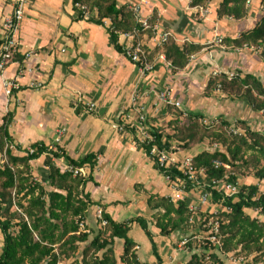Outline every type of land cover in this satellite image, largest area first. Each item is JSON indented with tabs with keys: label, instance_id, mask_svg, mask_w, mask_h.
Segmentation results:
<instances>
[{
	"label": "crops",
	"instance_id": "crops-1",
	"mask_svg": "<svg viewBox=\"0 0 264 264\" xmlns=\"http://www.w3.org/2000/svg\"><path fill=\"white\" fill-rule=\"evenodd\" d=\"M115 1L127 7L138 5L143 16L154 17L158 28L187 42L201 44L202 48L195 53V59H188L183 68L174 72L159 62L152 71L141 74L123 52L114 48L105 27L79 16L73 0H27L15 33L19 52L3 72L7 78L19 76L21 88L6 96L0 84V125L2 117L13 111L8 131L14 143L22 147L34 142L56 145L75 160L94 153L95 164L84 184V192L93 202L86 211L87 222L93 225L95 206L116 222L141 215L148 220L161 264H185L192 250H196L195 241L187 248L177 243V233L158 234L152 217L156 209L147 204L148 197L168 196L171 189L138 144L136 107L131 105V95L134 90L142 93L167 87L185 111L200 112L207 118L219 115L228 120L246 118L250 126L251 123L263 126L258 117L260 112L252 111L250 117H243L247 106L243 98L231 99L216 88L205 92L204 87L217 70L250 73L264 84V60L254 49L222 50L212 41L216 35L234 37L249 28L246 19L217 18L215 9L221 0L209 1L210 13L204 21L196 18L187 0ZM13 6L14 0H0V40L2 22L12 13ZM261 12L257 1L252 0L248 16L253 22L249 23L253 25ZM124 42L125 38L119 35L118 44L122 46ZM25 52H30L26 58ZM30 80L42 82V87H27ZM152 99L139 100L149 116ZM87 103L93 104L92 110L87 109ZM165 113L164 108L162 118L168 119ZM157 120L152 125L163 122ZM60 127L65 132L55 144V131ZM46 160L42 154L30 161L33 175L37 179L40 176L44 184ZM194 195L188 193L187 200L194 201ZM128 235L136 242L138 259L153 264L156 259L150 241L140 226L133 223ZM117 242L120 247L114 249L119 256L122 241L115 238L114 245ZM140 243H145L142 254Z\"/></svg>",
	"mask_w": 264,
	"mask_h": 264
},
{
	"label": "trees",
	"instance_id": "trees-1",
	"mask_svg": "<svg viewBox=\"0 0 264 264\" xmlns=\"http://www.w3.org/2000/svg\"><path fill=\"white\" fill-rule=\"evenodd\" d=\"M248 0H221L215 9L217 18L243 20L249 13ZM262 10L254 24L242 30L234 37H223L222 43L228 48H242L244 44L254 47L264 60V0H256ZM73 3L84 5L90 14L87 19L101 24L107 18L110 21L107 33L117 51H122L118 44V33H135L136 38L146 42L151 37V30L141 29L133 11L126 5H117L115 0H73ZM189 6L206 5L208 0H190ZM79 16L83 17L79 10ZM154 17L150 22L154 23ZM2 39L0 40V42ZM201 44L184 41L177 43L174 39L157 47L144 46L146 59L151 61L158 53H164L171 64V72L183 68L189 55L198 52ZM220 85L232 96L242 97L253 111L264 108V84L253 74L235 73L230 79L224 73L211 75L204 87L210 92ZM175 109V110H174ZM13 111H8L2 117L0 125V151L5 153V162L0 164V264H149L138 259L136 242L128 235L133 223L140 226L151 244V252L155 256L153 264H161L153 240V234L148 227V220L136 216L122 222H116L104 212L106 224L98 229L92 237L86 231H79L78 222L85 218L86 211L93 202L84 192V184L90 179L91 170L95 164V154L87 153L77 160L68 157L60 147L55 151H47L43 143L34 142L28 147L34 148L33 153H23L26 147L14 143L9 134L8 126ZM169 115L163 126L154 127L150 134L159 148L171 149L172 143L181 149H191L196 145L206 144L208 147L198 150L192 158L193 165L204 168L205 179H220L225 174L231 181H236L242 175L240 170L250 169L256 183L242 184L238 192L232 196H223L211 190L214 203H221L226 209L219 212V251L222 254L243 257L240 264H264V217L261 219L252 215L250 209H258L264 216V132L253 129L242 119L228 120L217 116L209 124L202 123L204 116L200 112H188L173 106L165 107ZM233 124L241 127L242 134H233L228 128ZM12 144L13 149L8 145ZM217 145L220 149H212ZM145 153L149 154L151 143L141 144ZM17 150V151H14ZM222 149V150H221ZM46 156V183L37 179L32 173L30 161L37 159L43 152ZM51 156L62 158L75 166L87 168V177L72 176L63 172L51 160ZM221 162L215 167L214 161ZM162 175L172 180L183 178V174L175 165L160 167L153 162ZM228 165V169L225 167ZM194 187L186 182L185 190ZM210 189V188H209ZM189 201L179 199L175 204L167 196L147 198L150 208L156 209L152 214L158 234L169 236L177 233L180 238L188 236L185 244L190 248L192 228L188 219L191 212ZM199 212L197 217L202 218ZM189 231L191 232L188 235ZM115 238L120 239L121 252L116 256ZM214 247L206 243L204 246ZM206 255L192 250L190 259L185 264H224L215 252Z\"/></svg>",
	"mask_w": 264,
	"mask_h": 264
},
{
	"label": "built area",
	"instance_id": "built-area-1",
	"mask_svg": "<svg viewBox=\"0 0 264 264\" xmlns=\"http://www.w3.org/2000/svg\"><path fill=\"white\" fill-rule=\"evenodd\" d=\"M190 0H187L189 2ZM209 1L206 5H197V6H189L191 9L194 10V14L196 18H198L201 21L207 20L209 17ZM27 0H14V6L12 13L6 17L2 22V29H3V36L2 41L0 42V84L3 89V93L6 96H11L13 91H17L21 88L20 83V77L19 76H13L10 78L4 77L3 72L6 68V66L11 63L14 60L15 55L19 52L18 45L15 39V33L18 29V26L20 22L23 19L24 15V8L26 6ZM250 3V1H247V5ZM75 7L78 8L81 12L83 17L87 18L90 14L88 13L86 7L84 5H81L79 3H75ZM129 9L133 11L134 18L138 24V26L141 29H149L151 30V37L148 41H144L143 38H136L135 33L130 32H122L118 33V36H123L125 38V42L122 45V51L123 54L136 65L138 71L141 74H145L147 72L152 71L155 68V65L159 62L165 63V65L171 67L170 61L166 59L164 53H158L154 56V58L151 61H148L146 59V54L144 51V46L149 45L152 47L162 46L164 45L169 38L174 39L177 43H183L185 40L179 39L175 37L170 31L160 29L156 26L155 23L150 22V18L147 16H143L139 10L138 5H131L129 6ZM229 19H231L229 17ZM110 24L109 19L105 18L102 20L101 25L105 28H108ZM223 36L216 35L213 38V42L218 44L220 49L224 50L227 49L225 45L222 43ZM254 49V47L244 44L242 48H233L236 51H239L240 49ZM257 51V50H256ZM30 55V52H25L24 57H28ZM189 60L195 59V53L189 55ZM21 71H19V74ZM224 73L226 75L227 79H230L235 75L236 72L232 71H221L217 70L214 71L212 75H220ZM27 87L29 88H40L42 87V82L36 81V80H30L27 84ZM217 87L219 88L220 85L218 84ZM146 97L147 99H152V104L150 105L151 109V117H156L159 114H162V111L164 108L168 105L173 106L177 109L184 110L182 107V104L174 99V97L171 94V91L169 88L164 87L158 91H142V93L134 90L133 94L131 95L130 102L132 106H135L136 109V118H137V131L139 135L140 142L145 143H151L150 149H149V158L152 160V162H155L160 167H169L171 165H175L176 168L183 174V178L176 177L175 179H171L167 175H163L166 183L169 185L171 189V194H169L167 197H169V200L172 203H176L179 199H187L188 193H197L196 199L194 201H190L188 203V209L191 212V216L188 219V223L190 225L197 224V232L198 234H195L192 236L193 239H197L198 243L195 242L196 250L198 252H201L206 255L205 259H207V255L209 252H215L220 257H225L229 259V264H240L243 262V257L241 256H230V253L222 254L219 251L220 242H219V212L221 210L226 209L221 203H214L211 199L212 192L216 191L220 193L223 196H232L236 194L240 188L239 181H231L228 177V174H225L220 179H212L210 181L205 179V171L204 168H197L193 165V155L194 153H188L184 154L183 157L179 160L176 158V150H178L177 147L173 146L171 149L167 150L164 148H159L157 144L154 143V138L150 134V128L148 126V123L146 121L147 116V110L146 107L143 105V102H140L139 100ZM87 109L92 110L93 104L87 103ZM262 114H264V108L262 109ZM202 123L209 124L213 120L212 119H201ZM120 129V127L118 126ZM229 132H232L233 134H242L244 130L241 127H237L233 124L230 125L228 128ZM65 132L64 127H60L56 129L55 131V137H54V143L57 144L60 142L62 135ZM9 148L13 149V145L9 144ZM57 149L56 145H48L47 151H55ZM214 149H220L219 146L213 145ZM222 150V149H221ZM14 151H17L14 149ZM34 148L26 147V150L23 151V153H33ZM45 151L42 154L48 155V152ZM41 154V155H42ZM5 153L4 151H0V164L5 162ZM60 158H55L51 156V160L55 163L56 166L60 168L63 172H68L72 176H79V177H87V168L83 166H75L73 164H70L68 162L62 163ZM58 160V161H57ZM221 162L218 160L214 161V166H220ZM225 167L228 169V165H225ZM186 182H191L194 184V187L190 189L189 191L185 190ZM210 188V189H209ZM95 219L100 224V226H104L106 224V220L103 217V211L102 208L99 206H95ZM199 212L204 213V216L202 218L197 217V221L194 219V216H197ZM250 212L256 213V217L261 219L264 217L261 213H259L258 209H250ZM79 231H86L88 232V229L85 225L84 220H80L78 222ZM193 233V232H192ZM191 232L189 231L188 235H190ZM188 242V236H183L180 238V240L177 242L181 246H185V244ZM206 243L213 245L214 247H204ZM2 245V244H1ZM0 245V248H1ZM135 248H138L137 246ZM58 264H62L61 262Z\"/></svg>",
	"mask_w": 264,
	"mask_h": 264
},
{
	"label": "rangeland",
	"instance_id": "rangeland-1",
	"mask_svg": "<svg viewBox=\"0 0 264 264\" xmlns=\"http://www.w3.org/2000/svg\"><path fill=\"white\" fill-rule=\"evenodd\" d=\"M249 14V13H248ZM244 19H246L245 21H247L248 23V27H251L252 26V24L251 23H249V21H252V19H251V17H249L248 15L244 18ZM253 22V21H252ZM250 24V25H249ZM254 24V23H253ZM242 31V30H241ZM241 31H239L237 34H239ZM216 89H218V91H220L222 94H224V95H228V96H230V98L231 99H241L242 97H236V96H232V95H230L229 93H228V91L226 90V89H222V87H216ZM243 101L244 102H246L247 103V101L243 98ZM247 106H246V112H245V114H243V117H250V115L252 114V109H251V106L247 103L246 104ZM175 110V109H174ZM262 111V110H261ZM261 111H255V112H260L259 114H258V117H259V119L261 118V121L263 122V126H260V125H255L254 123H251V128H253V129H258V130H260V131H262V132H264V114H262V112ZM248 114H249V116H248ZM165 115V114H164ZM166 116V115H165ZM220 116V115H219ZM163 117V114L161 115V114H159L158 116H154V117H151V116H147V119H146V121H147V123H148V126L150 127V128H153L154 129V127H161V126H163L164 128H165V130L166 131H169V129L167 128V127H165L166 125H165V123H166V121H167V119H163L162 118ZM217 116H213V117H210V118H207L206 116L204 117V118H206V119H214V118H216ZM258 117H256L255 118V120H257L258 121ZM162 119L161 121H163L161 124H158L157 126H154V125H152V123H154L155 121H158L157 119ZM233 120V119H232ZM243 121H245L247 124H249V122L246 120V118L245 119H242ZM261 122V123H262ZM156 124V123H155ZM138 141V144H142V142H140V140H137ZM173 146H175V147H177L178 148V150H176V158H178L179 160L181 159V157H183L184 156V154H186V153H194V152H196V151H198V149H199V147L198 146H200V145H196V146H194L193 148H191V149H181V148H179L177 145H176V143H172V146L171 147H173ZM200 147H202V148H206V147H208L206 144H201V146ZM241 171V173H243L242 175H240V177L238 178V181H239V184L240 185H242V184H251V183H256V179L254 178V176L252 175V171L250 170V169H245V170H240ZM32 173L34 174V172H33V167H32ZM40 176H38V178H39ZM43 177V176H42ZM41 177V179H43ZM261 189H263L264 190V185L262 184L261 186ZM198 193V192H197ZM197 193H195V195L194 196H196L197 195ZM94 209H95V207H93V221H94V223H93V225L90 223V222H87V219H86V216H85V218L83 219L84 220V222H85V225H86V227H87V229H88V233H89V235H90V237H92L93 235H94V233H96L97 231H98V229H100V228H102L103 226H100V224L96 221V219H95V211H94ZM251 214L252 215H254V216H257L256 215V213H252L251 212ZM193 230H192V232H197V228L196 227H194V228H192ZM132 236L135 234V229H133L132 230ZM178 241H179V237H178ZM193 241H195V242H197L198 243V241H197V239H193ZM115 249H116V251L119 249V247H120V244H119V242H117L115 245ZM140 250H139V254H142L143 253V251H144V248H145V243L143 244V243H140ZM136 247V246H135ZM135 249H137V248H135ZM146 251H148V250H146ZM118 254V253H117ZM230 256H234V255H232V254H229ZM117 257H118V255H117ZM221 259L223 260V263L224 264H229L230 262H229V259L228 258H225V257H221Z\"/></svg>",
	"mask_w": 264,
	"mask_h": 264
}]
</instances>
